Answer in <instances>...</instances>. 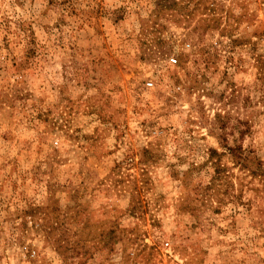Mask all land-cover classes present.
<instances>
[{"label":"rangeland","instance_id":"374dc122","mask_svg":"<svg viewBox=\"0 0 264 264\" xmlns=\"http://www.w3.org/2000/svg\"><path fill=\"white\" fill-rule=\"evenodd\" d=\"M262 70L264 0H0V264H264Z\"/></svg>","mask_w":264,"mask_h":264},{"label":"built area","instance_id":"2783aa9c","mask_svg":"<svg viewBox=\"0 0 264 264\" xmlns=\"http://www.w3.org/2000/svg\"><path fill=\"white\" fill-rule=\"evenodd\" d=\"M169 62H170V63H176V59H175L174 57H170V58H169ZM147 84H148V85H151L152 82H148ZM53 144L56 145V144H57V141H53Z\"/></svg>","mask_w":264,"mask_h":264},{"label":"trees","instance_id":"16d2710c","mask_svg":"<svg viewBox=\"0 0 264 264\" xmlns=\"http://www.w3.org/2000/svg\"><path fill=\"white\" fill-rule=\"evenodd\" d=\"M260 73H261V76L264 78V70L260 71Z\"/></svg>","mask_w":264,"mask_h":264}]
</instances>
